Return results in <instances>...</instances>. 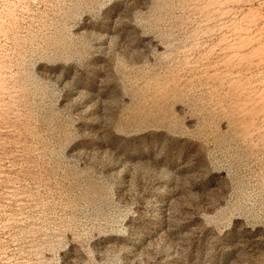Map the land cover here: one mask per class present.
<instances>
[{
    "label": "rangeland",
    "instance_id": "rangeland-1",
    "mask_svg": "<svg viewBox=\"0 0 264 264\" xmlns=\"http://www.w3.org/2000/svg\"><path fill=\"white\" fill-rule=\"evenodd\" d=\"M0 264H264V0H0Z\"/></svg>",
    "mask_w": 264,
    "mask_h": 264
}]
</instances>
